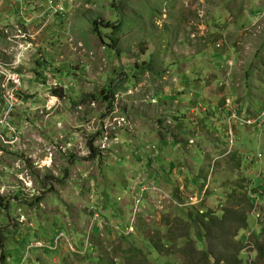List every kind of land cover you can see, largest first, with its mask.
I'll list each match as a JSON object with an SVG mask.
<instances>
[{"label": "rangeland", "instance_id": "374dc122", "mask_svg": "<svg viewBox=\"0 0 264 264\" xmlns=\"http://www.w3.org/2000/svg\"><path fill=\"white\" fill-rule=\"evenodd\" d=\"M0 10V117L9 110L10 123L9 132L1 124L0 132L16 146L1 144L0 264H96L92 258L100 256L120 264L114 249L121 228L134 223L128 240L140 248L155 233L172 240L190 206L219 211L233 201L231 194L255 199L237 239H244L245 262L263 263L256 239L264 226V127L232 126L234 143L221 133L217 148L207 133L190 135L188 145L198 147L194 138L203 139L215 153L205 158L192 149L178 156L185 167L182 188L173 175L151 169H159L162 145L176 142L173 123L182 127V114L173 111L188 109L160 102L168 93L181 102L219 106L227 97L250 118L262 111L264 0H0ZM15 71L17 90L6 83ZM179 79L197 87L194 95L177 90ZM108 116L116 121L100 149ZM121 118L130 125L120 126ZM144 131L153 136L139 148L135 138ZM140 157L151 166L131 171ZM26 170L39 193L34 199ZM189 230L195 237L194 226ZM95 243L97 250L89 252Z\"/></svg>", "mask_w": 264, "mask_h": 264}, {"label": "trees", "instance_id": "16d2710c", "mask_svg": "<svg viewBox=\"0 0 264 264\" xmlns=\"http://www.w3.org/2000/svg\"><path fill=\"white\" fill-rule=\"evenodd\" d=\"M96 24L97 22L93 21V25ZM107 93L108 90L106 89ZM107 95L109 96V93ZM108 102L112 103L111 99ZM90 145L92 148L91 156H94L96 150L91 142ZM238 167L240 168V164L237 165ZM245 187V185H242V188ZM227 198H233V201H230L227 206L219 211L205 210L201 212V210L195 209L194 206H190L192 208L188 212L189 219L182 220L183 222L179 224L178 232H174L172 240L155 233L153 236L144 239L145 243L140 248L134 242L128 240L131 235L126 233L127 226L121 228L119 230L120 242L114 249L115 254L122 255L120 264H175L170 257L177 255L182 258L185 256L186 261H184V264H250L245 262L242 257L244 239L242 237L237 239V236L242 229L247 227L248 213L252 212L255 199L249 195L234 197V194ZM37 200L40 201L41 199L37 198ZM3 205L7 209L10 208L9 201L3 203ZM193 226L197 231L195 237L190 235L189 230ZM1 229L3 228L0 227V247L4 248ZM260 230L262 234H257L256 243L258 254L263 260L262 264H264V226L260 227ZM185 231L186 233L182 234ZM182 238L186 239L183 244L180 242ZM164 241H167V245ZM200 243L203 246L198 247ZM93 250H97L96 243L91 245L89 252L94 253ZM92 253H89L90 256H93ZM100 258V261L95 258H92V260L96 264H119L113 258L102 259V256Z\"/></svg>", "mask_w": 264, "mask_h": 264}, {"label": "crops", "instance_id": "0c3cea01", "mask_svg": "<svg viewBox=\"0 0 264 264\" xmlns=\"http://www.w3.org/2000/svg\"><path fill=\"white\" fill-rule=\"evenodd\" d=\"M221 58L223 59V61L224 60H228V61L230 60L229 57L227 58V57L222 56ZM219 65H221V63H219ZM181 79H179V82L177 85V90H183L182 92H188L191 94V96L194 95L193 92H195V89H197V87L192 86L190 81H188V80L182 81ZM165 84H166V82H165ZM162 86H164V85L161 84L160 87H162ZM163 90L165 91V88ZM175 95H177V94L172 95V93H168L167 95H165L160 100V102L162 100L167 102V103L169 102L170 105L173 106V109H175L178 106H184V105H187L188 109L184 108V111H183L182 107H179V108H181L180 111L179 110H177V112L173 111L175 114H178V112L180 114H182L181 115L182 118L180 117V119H182V121H181L182 127H176V125L173 123V126H174V128H173L174 133L173 134H174V139H176V142L173 141V143H170V145L172 147H169V148H167V146L165 144L162 145V148H160L161 159L160 160L158 159L159 162H157L158 164L161 163V164H159V169L155 170L152 168L151 170L155 171V173H158V172L162 173L163 176H165V175L172 176L173 175L174 176L173 180L176 181L175 182L176 185H180V187L182 188L184 184H181V180L184 179L185 176L180 177V175H181V170L185 169V167H181V168L179 167V164L183 162V159H182V157H181V159H178V156L182 155V152L184 150H188L189 152H191L192 149H194L196 151L198 150L199 152H201L202 155L205 156V158L207 157L206 156L207 153L208 154L210 152L215 153V151H214L215 147L216 148L219 147L220 142L224 143V140H222V138H221V133L224 135V138H226L225 135L227 134V129H228V123H227L228 117L225 116V114L229 113V111H226L227 108H226L225 103H224L226 98L223 100V103H221V106H219L218 103L216 105H214V102H211L210 105H206L205 103H197L196 104L195 101L181 102L180 98L179 99L175 98ZM203 119H206L208 123H210V122L212 123L213 130H208L206 125L203 123ZM173 121H174V119H173ZM175 123H177V122H175ZM235 129H237V128H235ZM188 130H190V134H188V132H187ZM192 132L194 135L192 134ZM238 132H239V129L236 130L237 137L239 134ZM147 133H150V131H144V133H142V135L140 137L136 136L135 142H136L137 147L140 148V147L145 146L143 144L150 143V142H142L143 140H145V141L150 140L151 136H153V135H151L149 137H145L144 135H146ZM205 133H207L210 137L212 136L213 139L217 140L216 143H213V146H215V147H213L212 145H207L204 143L203 139H197V138H194V142H199L200 146L194 147L192 145H188V139L189 138H192V136L196 137L198 135H204V138H205ZM190 135H192V136H190ZM163 140H165V138H163ZM227 151H228V148L225 151V155H227ZM194 154H197V152H194ZM213 157H215V159L217 158V156H215V155L210 156V158L208 157L209 163H211V158H213ZM138 159H139V161H137V167H135V168L130 167L131 171H134V169H136V168H141L142 170H145L147 168V165L151 166V162L149 161L147 163V160L144 157L143 158L140 157ZM185 159H187V157H185ZM193 168H195V167H193ZM177 182H179V183H177ZM37 263H40L38 258H37Z\"/></svg>", "mask_w": 264, "mask_h": 264}, {"label": "built area", "instance_id": "2783aa9c", "mask_svg": "<svg viewBox=\"0 0 264 264\" xmlns=\"http://www.w3.org/2000/svg\"><path fill=\"white\" fill-rule=\"evenodd\" d=\"M229 62V61H228ZM10 74H8V80H6V83H9V85L11 86V89L13 90H17V88L20 87V76L19 74H17L18 72L15 71V73L13 72H9ZM5 77V76H3ZM10 97V101H8L9 105L8 108L12 106V98ZM225 106L229 107L231 109L230 111V115L227 118L228 121V126H229V131H228V136L230 138V143L233 144L234 143V132L232 130V126H236L238 128H249V127H257V128H263L264 127V106L262 111L254 118H250V117H245L243 115L240 114V112L238 111V108L235 107L231 101V99L226 98L225 99ZM7 108V109H8ZM36 111L40 110V108L38 106L35 107ZM8 112L3 116L0 117V124L5 126V131L9 132V121H8ZM114 113H117V111H115ZM111 118L110 116L106 117L103 120L104 125L102 126V130H101V142H100V149H104L105 148V142L108 139V135L110 134L111 130L110 128L113 127L112 122L116 121V119H112V122H110ZM125 122V119L121 118L120 120H117V123H119V125L121 126L122 123ZM4 133L0 132V149L1 148V144L11 150H14L16 148V146H14V140L9 139L6 137H4ZM52 148L49 147L47 149V152L51 153ZM35 166H38L39 168H41V165L36 163ZM25 178H26V187L29 190V193H31L32 195H34V197H32L31 199H34L36 197V193H38V191H36V189H34L33 185H32V181L31 178L28 174V171H25ZM39 194V193H38ZM137 203H139V200H137ZM97 217V215L95 216ZM130 227H132V222L130 225L127 226L126 228V232L130 233L132 230L130 231ZM119 228V227H118Z\"/></svg>", "mask_w": 264, "mask_h": 264}, {"label": "bare ground", "instance_id": "6f19581e", "mask_svg": "<svg viewBox=\"0 0 264 264\" xmlns=\"http://www.w3.org/2000/svg\"><path fill=\"white\" fill-rule=\"evenodd\" d=\"M197 15V14H196ZM184 26V25H183ZM169 27H171V26H169ZM168 28V27H167ZM174 28V27H173ZM179 28H181V27H179ZM165 29V28H164ZM185 29V28H184ZM190 29V28H189ZM192 29H194V28H192ZM195 30V29H194ZM179 31V30H178ZM182 31V30H181ZM176 32H177V30H176ZM188 32H189V30H188ZM196 32V31H195ZM178 33V32H177ZM193 33V32H192ZM171 34V33H170ZM176 34V33H175ZM145 35V34H144ZM166 35H168V34H166ZM172 35V34H171ZM148 36V35H147ZM143 37V36H142ZM167 37V36H166ZM173 37V36H172ZM146 38V37H145ZM168 38V37H167ZM179 38V37H178ZM189 38V37H188ZM187 38V39H188ZM197 38V37H196ZM169 39V38H168ZM186 39V38H185ZM142 41H143V39H142ZM145 41V40H144ZM178 41V40H177ZM191 41V40H190ZM195 41V40H194ZM174 43V42H173ZM177 43V42H176ZM139 44H141V43H139ZM168 46H169V44H168ZM118 47V46H117ZM129 48V47H128ZM131 50V49H130ZM123 67V66H122ZM125 69V68H124ZM122 70V69H121ZM126 70V69H125ZM125 75H126V72H125ZM129 75V74H128ZM127 75V76H128ZM225 75V74H224ZM115 81V80H114ZM136 84V83H135ZM132 86V85H131ZM112 89V88H111ZM113 91V90H112ZM210 91V90H209ZM116 93V92H115ZM215 94V93H214ZM113 95V94H112ZM113 97H114V95H113ZM126 97V96H125ZM214 97H215V95H214ZM214 97H213V99H214ZM227 98V97H226ZM106 101V100H105ZM2 102V101H1ZM220 102V101H219ZM82 103V102H81ZM225 103V102H224ZM76 104V103H75ZM153 104V103H152ZM219 104V103H218ZM221 105V104H220ZM3 106V105H2ZM36 106H38L37 104L34 106V107H36ZM7 107V106H6ZM52 107V106H51ZM200 107V106H199ZM3 108V107H2ZM1 108V109H2ZM53 108V107H52ZM124 108H125V106H124ZM227 108H229V107H227ZM230 109V108H229ZM5 110V109H4ZM198 110V109H197ZM45 111V110H44ZM50 111V110H49ZM124 111V110H123ZM239 111V110H238ZM37 112H40L39 110L37 111ZM125 112V111H124ZM214 112V111H213ZM4 113V112H3ZM118 113V112H117ZM31 114V113H30ZM115 115H116V113H114ZM120 114V113H119ZM223 114V113H222ZM25 115V114H24ZM37 115V114H36ZM4 116V115H3ZM126 116V115H125ZM27 118V117H26ZM34 118V117H33ZM49 118V117H48ZM25 119V118H24ZM29 119H30V116H29ZM129 119V118H128ZM30 121V120H29ZM27 122V121H26ZM25 122V123H26ZM162 122V121H161ZM36 125V124H35ZM58 125V124H57ZM56 125V126H57ZM129 126L130 124L128 123V122H124V123H122V125L121 126ZM25 126V125H24ZM28 126V125H27ZM59 126V125H58ZM65 126V125H64ZM63 126V127H64ZM23 127V126H22ZM37 128V127H36ZM46 128V127H45ZM66 129V128H65ZM29 130V129H28ZM46 130V129H45ZM63 130V129H62ZM233 130V129H232ZM18 131H19V129H18ZM24 131V130H23ZM57 131H59L58 129H57ZM68 131V130H67ZM228 131H229V126H228V130H227V134H228ZM38 134V133H37ZM58 134V133H57ZM63 134H65V133H63ZM16 136V135H15ZM10 137V136H9ZM51 139V138H50ZM190 140H192L193 141V139H190ZM230 148V147H229ZM148 149V148H147ZM154 148H152V150H153ZM0 152H1V149H0ZM229 152V150L227 151V153ZM53 153H54V151L52 150L51 151V153H49L48 152V160L49 159H51L52 157H53ZM36 161V160H35ZM29 162V161H28ZM39 163V162H38ZM46 163H48V161L46 162ZM33 166V165H32ZM35 168V167H34ZM3 169V168H2ZM30 169V168H29ZM4 170V169H3ZM35 171V170H34ZM37 171V170H36ZM5 174V173H4ZM18 174V173H17ZM19 175V174H18ZM53 176V175H52ZM15 177V176H14ZM2 179V178H1ZM51 179V178H50ZM3 180V179H2ZM44 180V179H43ZM18 183V182H17ZM34 189H36L35 187H34ZM37 191V190H36ZM143 193H144V190H141V192H140V194H139V198H138V200H139V203L138 204H140V203H142V201H143ZM1 203V202H0ZM98 204V203H97ZM132 224H134V223H132Z\"/></svg>", "mask_w": 264, "mask_h": 264}]
</instances>
